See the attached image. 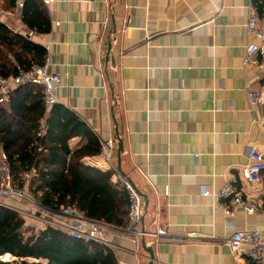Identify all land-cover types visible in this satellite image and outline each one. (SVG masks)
<instances>
[{
	"label": "crops",
	"instance_id": "crops-1",
	"mask_svg": "<svg viewBox=\"0 0 264 264\" xmlns=\"http://www.w3.org/2000/svg\"><path fill=\"white\" fill-rule=\"evenodd\" d=\"M38 2L47 30L28 28L18 13L2 12L0 21L46 49L47 71L61 77L57 103L98 138L113 137L116 148L117 127L120 170L116 148L113 164L146 196L144 227L150 228L155 214L170 233L156 244L113 233L117 263L148 264L144 241L153 264H254L236 259L226 240L236 230L264 235V214L237 208L227 215L215 194L236 176L242 197L264 207V172L256 183L241 175L248 148L256 145L264 153V99L250 107L244 90L246 83L254 90L264 86V58L255 53V62L243 64L247 45L256 42L245 31L249 6L260 12L256 4L263 9L264 0ZM84 142L74 137L69 147ZM93 159L85 161L105 170L103 161ZM22 189L27 199L11 198L24 203V211L28 197L40 204L26 184ZM222 204L232 208V198ZM40 221L24 217V235H36Z\"/></svg>",
	"mask_w": 264,
	"mask_h": 264
},
{
	"label": "trees",
	"instance_id": "trees-1",
	"mask_svg": "<svg viewBox=\"0 0 264 264\" xmlns=\"http://www.w3.org/2000/svg\"><path fill=\"white\" fill-rule=\"evenodd\" d=\"M3 4L12 8L15 0ZM21 21L38 32L49 26L38 0H24ZM45 55L43 46L0 21V75L13 76L16 66L40 64ZM74 137L85 142L72 150ZM99 148L97 135L74 111L59 103L45 106L40 86L19 85L0 104V150L17 188L26 184L29 194L52 211L75 205L90 218L124 226L125 192L111 182L110 171L85 161ZM23 224L18 211L0 203V257H13L0 264H118L114 251L100 243L83 242L51 226L25 236Z\"/></svg>",
	"mask_w": 264,
	"mask_h": 264
},
{
	"label": "built area",
	"instance_id": "built-area-1",
	"mask_svg": "<svg viewBox=\"0 0 264 264\" xmlns=\"http://www.w3.org/2000/svg\"><path fill=\"white\" fill-rule=\"evenodd\" d=\"M23 4L24 0H15L14 13L21 15ZM7 14L12 15V12L9 11ZM245 31L248 36H253L256 42L247 45L244 65L255 62V60H252L255 53L264 58V8L260 12H256L253 5L249 6ZM49 61V57L46 56L42 63H33L28 68L16 66V73L13 76L0 75V104L8 100L10 91L13 88L25 84H34L41 87L43 103L47 108L56 104L58 102L57 89L60 86L61 77L56 73L47 71ZM244 90L250 107L258 106L264 99V86L254 90L250 83H246ZM98 143L99 152L94 156L93 161L98 159L103 161L105 166L102 169L111 172V182L126 194L127 208L124 226H116L90 218L75 205H66L57 211H52L28 197V208L24 211V217L26 219L31 218L32 216L29 215L33 212L36 213V216L32 219H41L36 234L47 226H51L67 232L72 238L83 242H97L109 248H111L110 236L113 233L127 236L136 242L148 237L152 239L154 244L162 239H169L170 233L167 227L158 222L155 214L150 215V228L146 229L144 227L145 205L143 197L131 180L125 174L119 172L116 165L113 164L116 140L113 137L98 138ZM246 155L249 161L241 168V175L246 181L259 182L264 172V153L259 146L254 145L248 148ZM144 176L147 183L151 185L149 177ZM2 194L27 199L26 191L15 187L7 157L0 150V195ZM202 194L208 195L209 192L203 189ZM215 198L218 207L222 208L227 215H233L237 208H242L248 213L264 214V207L257 205L248 197H242L236 176H231L224 182L215 194ZM224 198H232V208H227L222 204ZM24 217L22 218L24 219ZM226 245L236 259H249L255 264H264V235L260 231H233L227 238ZM12 258L6 259L11 260Z\"/></svg>",
	"mask_w": 264,
	"mask_h": 264
},
{
	"label": "water",
	"instance_id": "water-1",
	"mask_svg": "<svg viewBox=\"0 0 264 264\" xmlns=\"http://www.w3.org/2000/svg\"><path fill=\"white\" fill-rule=\"evenodd\" d=\"M109 48H110V45H108V51H109ZM108 59H109V57H108V55H106L105 56V61H108ZM110 60L112 61V58H110ZM115 131H116V135H117V148H116V150H117V155H116V158H117V166H118V170H120V155H121V153H122V150H123V147H122V140L120 139V137L118 136V134H117V127L115 128ZM140 194H141V196L143 197V199H144V204L146 205L147 204V201H146V196L143 194V193H141V192H139ZM144 218V217H143ZM142 248L149 254V256H150V261H149V263L148 264H153V257H154V255H153V251H152V248H151V246H145V242L144 241H142ZM8 254V253H7ZM8 258V257H7ZM0 259H2V260H7V259H4V258H1L0 257Z\"/></svg>",
	"mask_w": 264,
	"mask_h": 264
},
{
	"label": "rangeland",
	"instance_id": "rangeland-1",
	"mask_svg": "<svg viewBox=\"0 0 264 264\" xmlns=\"http://www.w3.org/2000/svg\"><path fill=\"white\" fill-rule=\"evenodd\" d=\"M0 3H1V6H3L4 7V4H3V0H1L0 1ZM0 8V14L2 13V12H4L3 13V15H5V16H12V15H14V10H9L10 8ZM12 12V15H9V14H7L8 12ZM11 197H18V196H11V195H0V201H4L5 203H8V204H13V205H15V206H17V207H23V209L19 212V214L22 216V217H24V203H20V202H18V201H16L15 199H12ZM29 216H32L31 218H33L34 216H36V213H31ZM23 231H24V228H23Z\"/></svg>",
	"mask_w": 264,
	"mask_h": 264
}]
</instances>
